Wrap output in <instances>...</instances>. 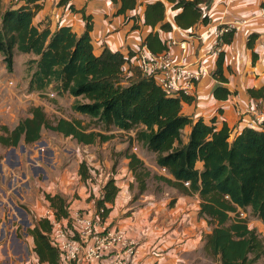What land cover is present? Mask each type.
Listing matches in <instances>:
<instances>
[{
	"label": "trees",
	"instance_id": "1",
	"mask_svg": "<svg viewBox=\"0 0 264 264\" xmlns=\"http://www.w3.org/2000/svg\"><path fill=\"white\" fill-rule=\"evenodd\" d=\"M38 1L25 0L26 5L0 11V55L6 70L12 71L15 54H31L34 59L26 61L30 71L29 92L43 94L51 85V90L57 94L67 93L76 98L71 110L88 117L103 130L133 131L132 139L152 153L156 165L165 168L174 181L159 179L180 191L198 195V216L210 229L204 237L203 250L214 263L260 264L264 245L256 230L248 227L247 220L250 216L264 224V122L260 129L244 128L231 137L226 124L217 128L214 118L207 123L202 117L193 119L183 115L181 104L190 103L191 96H168L153 78L138 71L133 78H125L126 57L122 53L104 49L95 55L89 21L80 36L69 26H58L53 32L48 27L35 26L33 18L40 7ZM112 1L119 5L117 14L136 6L135 0ZM164 1L175 12L173 24L165 19L166 6L160 0L147 3L143 12V24L151 31L142 43L152 54L166 49L159 30L168 32L175 26L187 31L199 23L209 22L202 10L208 0ZM261 5L264 7V0ZM233 34L222 37L224 44L231 43ZM253 38L248 39L250 48ZM223 63L222 50L217 54L216 68L212 72V77L221 84L227 82ZM212 94L217 100H225L230 92L223 85H217ZM248 94L253 99L263 100L264 110L263 91L248 89ZM28 114L11 129L0 125V146L14 148L20 143H35L43 130L71 137L84 145L111 138L95 131L86 132L79 120L52 122L39 106L30 107ZM124 152L138 190L143 192L150 172L134 153H128L127 149ZM81 168L83 174V165ZM117 192L115 181L110 177L95 203L99 219L108 215L107 204L113 203ZM44 197L57 219L68 218L65 199L48 193ZM238 209L247 214L245 219L238 217ZM50 232L51 225L44 217L27 231L40 264H59L62 259L50 242Z\"/></svg>",
	"mask_w": 264,
	"mask_h": 264
},
{
	"label": "crops",
	"instance_id": "2",
	"mask_svg": "<svg viewBox=\"0 0 264 264\" xmlns=\"http://www.w3.org/2000/svg\"><path fill=\"white\" fill-rule=\"evenodd\" d=\"M135 1L134 9L117 14L116 10L119 5L112 0H40L37 2L40 7L33 18V24L39 29L48 27L52 32L58 26H69L72 32L80 36L84 33L86 23L89 21L92 25L89 35L94 54L99 55L104 49L122 53L126 57L123 67L124 77L131 79L137 71L139 72L136 66V52L146 35L151 31L150 27L143 24L144 8L147 3L157 0ZM160 1L164 2L166 6L165 19L173 24L175 12L164 0ZM262 1L208 0L206 4L202 5L203 14L209 18L207 24L241 23L234 32L231 43L224 44L223 47V73L227 79L224 84L212 77L217 60V54L213 50L216 37L206 31L207 24L199 23L192 29L183 31L181 35L175 26L168 32L158 31L160 39L165 41L166 45L170 40L186 42L187 53L184 57L178 45L169 46L175 61L189 64L193 71L204 70L190 95L192 101L190 103L182 102L181 113L193 119L202 117L207 123L214 118L217 128L226 124L231 137L239 134L244 128L260 129L259 123L250 113V108L258 99L251 98L248 89H261L264 93V7L261 5ZM22 5H26L25 0H0V11L3 12L9 8L16 9ZM28 6L32 7V4ZM250 36L254 37L251 48L247 45ZM232 55L235 60L228 65L226 60ZM29 59H34V56L15 54L13 69L8 72L0 55V94L9 95L6 99L0 98V124L9 125L5 117L7 113L11 116L15 115L14 109L19 107L18 101L27 103L28 100H31L33 106L42 107L46 106L48 94L53 93L52 101L56 105L68 104L71 108L72 103L76 100L67 93L57 94L51 90V85L48 91L43 94L29 92L27 85L30 71L26 66V61ZM8 82L16 87H21L24 84L23 88L28 97L21 100V95L18 94L21 91L17 92L18 89L6 88ZM217 85H223L230 92L227 99L217 100L213 97L212 92ZM17 96L20 97L19 100L16 99ZM77 100L82 101L81 99ZM55 107L59 109V106ZM74 114L76 120L84 116ZM28 116L29 114L26 117ZM91 130L108 136L113 135L112 131ZM116 131L127 133L117 129ZM132 138L133 136L129 137L127 141L119 143L118 148L121 151L114 170L111 168L110 153L103 158L106 177L102 187L106 180L112 177L118 188L113 203L107 204V207L110 208L108 215L102 220L99 219L95 205L93 207L90 202L85 203L84 199L78 201L80 205L74 203L73 206L87 209L88 211L85 213L92 216L96 223H99V229H119L127 238L135 241L136 254L127 264H215L212 257L203 250L204 237L210 229L206 221L198 216V195L180 191L159 179V177H164L174 181L171 175L163 173L156 165L152 153L142 148L141 151L138 150V143ZM112 140L115 139L112 137V139L102 142L101 145L104 146L105 143ZM98 144L99 141L88 146L99 147ZM134 148H136V152L133 151ZM53 149L50 142L46 140L32 144L20 143L18 148L7 149L2 156V162L8 165L7 175L12 180L9 181L8 191L16 193L21 201L28 200L29 198L26 199L25 196L30 192L25 194L22 191L19 193L17 191L19 187L23 186V183L30 184L29 176L24 168L27 166L29 169H33L35 172L32 175L34 182L40 175L41 180L48 181L50 179L48 170L55 171L57 165L56 153ZM126 149L128 153H134L149 170L150 177L148 179L155 182L153 190H149L146 182L145 190L139 192L134 176L128 168L129 160L124 152ZM26 153L27 162L23 163L22 160ZM31 158L34 161L37 160L36 164H33ZM29 162L32 167L28 165ZM100 193L102 194V189ZM73 206L71 205V208L74 210L68 214V217L78 211V208ZM13 207L24 217L25 214L22 210L15 207L14 204ZM12 219L16 221L15 216H12ZM247 225L264 237V224L260 220L249 216ZM5 235L4 224H0V241L4 240L0 251V264H40L33 251H28V253L31 252L29 262L22 261V256L25 255L26 247L29 245L28 233L25 234L28 241L20 240L13 233L11 242H9L6 241ZM30 240L32 244V238ZM11 249L12 251H10ZM59 264L72 263L61 259ZM90 264L100 263L91 262Z\"/></svg>",
	"mask_w": 264,
	"mask_h": 264
},
{
	"label": "rangeland",
	"instance_id": "3",
	"mask_svg": "<svg viewBox=\"0 0 264 264\" xmlns=\"http://www.w3.org/2000/svg\"><path fill=\"white\" fill-rule=\"evenodd\" d=\"M23 86L24 84H22L21 87H16L14 85L10 86L6 83V88H11L12 90L18 89L17 92L21 91L18 92V94L21 95V100H24L28 97ZM8 96L9 95L6 93L0 94V98L2 97L6 99ZM19 98L20 97L18 96L16 97L17 100H19ZM52 99L53 98L48 97L46 106L41 107L50 121L54 122L58 119H67L68 121L76 120L75 114L69 107L70 105H56L52 101ZM17 103H19V107L14 109L15 115L11 116L7 113V116L5 117L6 121H8L9 123V125L7 124L6 126L10 129L14 127L17 120L26 117L28 115L29 108L33 106V102L31 100H28L27 103L19 101ZM53 105L59 106V109H57ZM78 120L81 122V126L86 129V132L94 131L91 129L103 131L100 125L95 124L86 116H83V118H79ZM108 131L113 132V135H111V139L113 137L115 140L108 141L104 146L101 145L102 142H99V147H93L78 143L71 137H64L59 133H55L49 130H43L42 136L40 138L42 140L39 139V141L46 140L47 142H50L51 146L54 148L53 150L54 153H56L57 161V165L55 166L56 170L54 171L53 169H51V172L48 170L50 175V179L48 178V181L41 180L42 177L40 175L36 178L38 180L34 182V178L32 177V175L35 172L33 171V169L31 170L26 166L24 168V171L26 170L27 176H29L30 184L23 183V186L17 189L18 193L19 191H22L25 194L27 192H30L25 196L27 197L26 199H29L25 201H21L17 197L16 193H13V191H8L9 181L12 180L11 177L7 175L6 170L8 169V165L5 162H2V156L5 151L10 148L0 146V224L4 223V229L6 230V241L11 242L13 233L22 241H28L29 238V245H27V248L25 250L26 253L24 256H22V258L25 259L27 256L29 257L31 255V252L28 253V251H33V244H31L30 240L31 237L29 236L26 239L25 234L28 230L34 227L37 220L45 217V213L50 208L48 202L44 197L45 194L48 193L51 195H59L63 199H65L67 204V215L74 210L73 208H71V205L73 206L74 203L76 205H80L79 202L83 199L85 200V203L90 202L94 207L97 199L101 195L100 191L106 177L103 169L104 156H107V154L110 153L112 168L113 163L118 162V155L121 151L118 148L119 143L125 142L129 137L134 136L133 131L127 133L117 132L116 129H111ZM104 132L106 131L104 130ZM184 136L185 135L183 134V139ZM19 145L17 146V148L19 147ZM139 149L140 151L142 150L141 146L138 144V150ZM32 161L36 163L37 160ZM22 162H27V153L24 155ZM28 165L31 166V163L29 162ZM81 165H83V174L80 173V169H82ZM1 166H3V169H1ZM2 180H5V182H2ZM147 183L149 190H153V188L155 187V182L152 179H147ZM13 204L15 207L24 212V217L21 216L18 211H15ZM73 207L78 208L77 210L80 212L88 211L87 209L81 208L80 206ZM93 207L91 208L92 211ZM12 216H15L16 221H13ZM25 220L26 222H24ZM258 235L264 245V237L261 235V233ZM3 243L4 240H1L0 251ZM10 251H12V249ZM12 261L14 260L12 259ZM260 264H264V257L260 260Z\"/></svg>",
	"mask_w": 264,
	"mask_h": 264
},
{
	"label": "built area",
	"instance_id": "4",
	"mask_svg": "<svg viewBox=\"0 0 264 264\" xmlns=\"http://www.w3.org/2000/svg\"><path fill=\"white\" fill-rule=\"evenodd\" d=\"M240 24V22L207 24L206 31L216 37L213 48L216 54L224 50L222 37L230 32L234 33ZM177 29L181 35L183 30ZM171 45H178L183 57L187 53L185 41L170 40L166 49L159 54H152L142 43L136 52L137 69L141 75L153 78L168 96L181 94L190 96L204 70L193 71L189 64L175 61L169 48ZM234 60L235 57L232 55L226 61L230 65ZM8 85L12 86V83L8 82ZM48 97L53 98L54 94L50 93ZM250 113L261 125L264 122L263 100L258 99L250 108ZM133 151H136V148ZM160 169L163 173H167L165 168ZM185 185L187 186L188 183ZM237 214L241 219L247 217V214L239 209ZM44 218L51 225L49 235L51 244L58 250L62 259L69 263L127 264L136 254L135 241L127 238L119 229H99V223L85 212L76 211L66 219H57L54 212L49 209ZM22 261L29 262V257L23 258Z\"/></svg>",
	"mask_w": 264,
	"mask_h": 264
}]
</instances>
